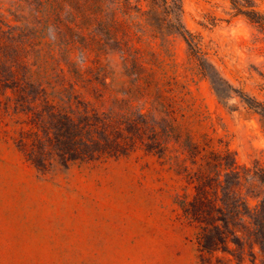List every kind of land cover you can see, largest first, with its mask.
<instances>
[{
	"label": "rangeland",
	"instance_id": "374dc122",
	"mask_svg": "<svg viewBox=\"0 0 264 264\" xmlns=\"http://www.w3.org/2000/svg\"><path fill=\"white\" fill-rule=\"evenodd\" d=\"M69 1L74 10L63 5L49 19L54 0H0V264H264V249L245 231L249 219L243 215L233 225L240 240L229 237L211 249L199 245L200 229L184 213L197 190L176 141L206 136L240 165L261 156L264 117L245 100L264 108V27L251 20L264 18V0L243 9L254 8L258 16L240 13L231 0H183L184 24L212 47L208 60L215 69L208 65V72L226 80L222 93L216 92L198 61L191 62L183 37H170L180 87L196 96V109L207 112V121L158 120V149L129 142L130 151L119 157L78 159L44 170L14 139L26 119V92L69 91L73 96L66 101L78 110L116 115L129 99L122 84L111 83L115 76L121 83L127 79L115 49L106 54L85 48L96 46L88 0ZM136 99L134 105L145 110L146 99ZM123 122L129 136L140 138L135 124ZM239 192L250 206L257 203L248 184Z\"/></svg>",
	"mask_w": 264,
	"mask_h": 264
},
{
	"label": "trees",
	"instance_id": "16d2710c",
	"mask_svg": "<svg viewBox=\"0 0 264 264\" xmlns=\"http://www.w3.org/2000/svg\"><path fill=\"white\" fill-rule=\"evenodd\" d=\"M57 1L54 0L47 12L49 19L59 13L63 5L71 11L76 8L69 0ZM231 1L240 13L260 15L254 8L249 12L243 10L254 0ZM88 3L90 12L87 17L93 28L90 29L93 33L91 41L96 46L85 48L91 53L106 54L105 49H115L127 79L121 83L115 76L111 83L122 84L121 92L124 91L129 99L118 107L121 112L116 115L98 109L78 110L71 99L66 101L73 96L69 91L61 92V96L58 92L51 94L46 88L36 95L26 92L28 106L21 110L26 119L21 121V128L15 130L17 136L14 139L25 155L44 170L54 165L67 166L78 159L119 157L130 151L129 142L140 141L150 151L154 149L150 146L152 143L158 149L163 146L159 133L153 129L158 120L165 124L167 120L177 122L197 117L201 121L208 120L206 111L196 109V96L185 85L180 87L175 75L177 72L170 60L169 48L170 37L175 34L183 37L191 62L198 61L199 72L210 78L216 92L222 93L226 81L219 72L218 76L208 72V65L215 69L208 60L212 47L201 34L192 32L184 24L183 0H88ZM251 20L264 27L263 17L259 20L251 17ZM193 79L194 76L187 77L186 82L189 84ZM26 84L29 85L27 79ZM227 86L230 87L229 83ZM21 89L23 93L27 91ZM136 98L146 99L145 110L134 105ZM245 101L264 117L261 103L251 98ZM123 121L135 124L140 138L129 136L131 131L122 127L127 123ZM186 137L183 141L178 137L176 141L183 147L189 162L185 165L186 175L197 193L184 205V213L200 229L199 245L211 249L222 247L229 237L240 240L239 231L233 225L234 219L243 215L249 219L245 231L264 249V151L251 165H240L235 159L228 158L229 151L214 148L206 136L199 135L198 140L190 135ZM244 184L253 188V197L257 199L254 206L241 197L239 190Z\"/></svg>",
	"mask_w": 264,
	"mask_h": 264
}]
</instances>
